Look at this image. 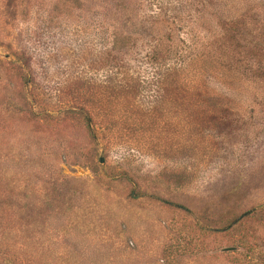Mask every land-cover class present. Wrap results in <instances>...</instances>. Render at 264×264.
I'll use <instances>...</instances> for the list:
<instances>
[{
	"label": "rangeland",
	"instance_id": "1",
	"mask_svg": "<svg viewBox=\"0 0 264 264\" xmlns=\"http://www.w3.org/2000/svg\"><path fill=\"white\" fill-rule=\"evenodd\" d=\"M149 1L114 59L97 0H0V264H264V96L226 93V126L153 111ZM246 1L264 71V0Z\"/></svg>",
	"mask_w": 264,
	"mask_h": 264
},
{
	"label": "trees",
	"instance_id": "2",
	"mask_svg": "<svg viewBox=\"0 0 264 264\" xmlns=\"http://www.w3.org/2000/svg\"><path fill=\"white\" fill-rule=\"evenodd\" d=\"M83 1L84 4L86 1L95 2ZM141 2L97 0L99 11L92 14L99 16L108 26L106 31L111 45L105 51L108 56L115 59L111 51L121 41L119 36L123 32L117 22L119 17L124 15L129 20L134 18L137 7L143 5ZM246 2L149 1L153 9L150 7L145 13L144 23L141 24L142 33L133 41L136 45L145 44L148 47L147 51L141 52L144 54L139 61L149 63V103L153 111L160 113L165 110L175 116L183 113L188 118L191 110L210 112L218 125L226 126V118L231 110L226 105V93L249 89L252 94L260 93L264 96V71L254 68L251 61L245 63L248 57L246 54L249 53L245 48H248L249 41L244 40L242 34L252 24L249 20L250 11H258L259 8L256 3ZM252 29L258 28L255 26ZM124 32L130 34L129 31ZM143 38L146 43L141 41ZM260 38H264V35ZM138 80L135 85H140ZM216 82L215 87L210 86ZM161 103L165 105L161 106ZM30 116L33 118L36 114L32 112ZM85 117L87 123H90L91 116L86 114ZM2 193L4 191L0 189V197ZM249 215V211H244L232 222H240Z\"/></svg>",
	"mask_w": 264,
	"mask_h": 264
}]
</instances>
